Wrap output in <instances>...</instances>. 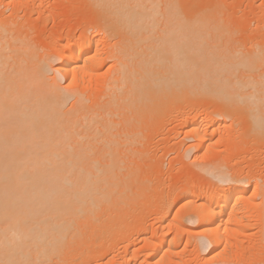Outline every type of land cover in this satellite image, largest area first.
I'll return each mask as SVG.
<instances>
[{
  "label": "bare ground",
  "instance_id": "1",
  "mask_svg": "<svg viewBox=\"0 0 264 264\" xmlns=\"http://www.w3.org/2000/svg\"><path fill=\"white\" fill-rule=\"evenodd\" d=\"M77 1L81 32L47 36L48 0H0V264H128L129 243L113 247L145 227L130 222L144 206L142 264L187 248L264 264V8L256 24L225 0ZM187 110L181 156L219 162L198 165L205 186L162 188L142 162ZM245 152L246 168L223 164Z\"/></svg>",
  "mask_w": 264,
  "mask_h": 264
},
{
  "label": "rangeland",
  "instance_id": "2",
  "mask_svg": "<svg viewBox=\"0 0 264 264\" xmlns=\"http://www.w3.org/2000/svg\"><path fill=\"white\" fill-rule=\"evenodd\" d=\"M59 1V2H58ZM64 1V2H63ZM75 1H77V0H75ZM74 0H72V1H68V0H55V1H53V0H48V5L45 7V9H47V7H48V9L44 12L43 11V13H45L46 15H49L48 17L46 16V18H45V16L43 15V13H42V16H40V15H38V18H41V19H39V20H37V18H36V20L37 21H39V24H42V28H43V35H51L52 33L53 34H55L56 33V31L58 32H60V29L62 30V28H63V26L65 27V29L63 28V30H62V33L64 34V30H65V33H66V31L67 30H69V28L70 27H72L71 29L73 30H71V32L70 33H73V32H75L74 34L76 35L77 33L79 34L80 32H81V28H82V24L83 23H81V22H84L85 20H83L82 18H84V17H89V14L87 13V12H84V11H82L83 12V14H78V13H76L77 12V9L75 8V7H79L78 6V1H77V3L78 4H75L74 2H75ZM206 0H203V3L205 2ZM226 1V4H228L227 6H229V7H236L234 10L235 11H238V16H237V18H239L240 16L242 17L243 16V19L245 18L246 20H248V21H250V22H253V23H256V22H254V21H257L258 19L260 20V15H258L259 13H260V10H261V8H264V0H249V2H248V0H234L236 3H237V5L235 4V5H230V3H231V1L232 0H225ZM49 2H51V3H49ZM56 2H58L59 3V5L56 3ZM61 2H63V3H61ZM228 2V3H227ZM247 2V3H246ZM69 3H70V5H69ZM60 4H62V5H60ZM72 4H74L73 6H72ZM52 5V6H51ZM76 5V6H75ZM80 5V4H79ZM244 5V6H243ZM54 6V7H53ZM60 6V7H59ZM67 6V7H66ZM70 6V7H69ZM50 7H52V8H50ZM72 7V8H71ZM246 7V8H245ZM50 8V9H49ZM54 8V9H53ZM58 8H59V10H58ZM66 8V9H65ZM256 8V9H255ZM51 10V11H50ZM75 10V11H74ZM258 10H259V12H258ZM57 12V14H56V12ZM51 12H52V14H51ZM68 13V14H67ZM240 13V14H239ZM34 14V15H33ZM77 14V15H76ZM32 15V17L34 18L36 15H37V13H32L31 14ZM64 15V16H63ZM56 16V17H55ZM58 16H60V17H58ZM82 16V18H80L81 20H83V21H81V20H79V17H81ZM254 16V17H253ZM256 16H257V18H256ZM259 16V17H258ZM37 17V16H36ZM73 17V18H72ZM251 17V18H250ZM48 18V19H47ZM50 18V19H49ZM46 19V20H45ZM241 19L242 18H240V21L239 22H241ZM242 19V23H243V21L245 20H243ZM252 19V20H251ZM256 19V20H255ZM254 20V21H253ZM248 21H246L245 22V24L246 25H248V29H251V30H253V27L257 24H251V23H249ZM41 22V23H40ZM72 22V23H71ZM70 23V24H69ZM249 23V24H248ZM38 23H37V25H39ZM45 24V25H44ZM84 24H85V22H84ZM83 24V25H84ZM250 25V26H249ZM254 25V26H253ZM47 26V27H46ZM62 26V27H61ZM79 26V27H78ZM252 26V27H251ZM61 27V28H60ZM75 27H76V30H75ZM251 27V28H250ZM45 28H47V31H46V29ZM58 28V29H57ZM246 28H247V26H246ZM52 29V30H51ZM56 29V30H55ZM67 29V30H66ZM247 29V30H248ZM45 30V31H44ZM53 30H55V31H53ZM48 31H49V34H48ZM250 31V30H249ZM255 31V30H254ZM254 31H253V33H254ZM46 32H47V34H46ZM251 32V31H250ZM249 32V33H250ZM256 32V31H255ZM258 32V31H257ZM256 32V33H257ZM262 31H260V33H261ZM61 33V32H60ZM61 33V34H62ZM259 33V34H260ZM264 33V32H263ZM262 33V34H263ZM52 34V35H53ZM57 34V33H56ZM77 34V35H78ZM246 34V31H245V33L243 34V35H245ZM258 34V33H257ZM258 34V35H259ZM250 35H252V36H254V34H252V32L250 33ZM249 35V37H251ZM245 36H248V31H247V34L245 35ZM255 36H256V34H255ZM261 36V35H260ZM249 37H247V38H249ZM257 37H259V36H257ZM106 64V63H105ZM104 64V65H105ZM107 65H108V63L106 64V67H104V68H107ZM104 68H102V69H104ZM200 107V106H199ZM196 108V109H195ZM194 109H192V111L194 112L195 111V113H196V111H197V113L196 114H199L200 112V110H197V109H200V108H198V107H195ZM189 110H187L186 111V113H184L183 115H180L181 117H182V119H181V117L180 118H177L178 120H174V121H172L168 126L169 127H172L173 126V128H174V131L172 130V133L169 135L171 138H166L164 141H162L158 146H154V143H150L149 144V146H151V144H152V151L150 150V157L148 156L147 158H144V162H142V164L144 165V168H146V169H150L151 167H153L154 165H155V167H156V165H160L161 166V170L162 171H164V169H165V171L163 172V173H161L162 171L161 170H159L160 172H158V173H156V174H154V175H150L151 176V179H153L154 181H157V183L159 182L160 183V186H162V184H165V186H162V188H166V186H167V184H169V183H176L177 181V183L178 184H175V185H178V186H181L182 184H184L185 183V181L184 180H186L187 182L189 181H192V182H196V183H198L200 186H205L206 185V183H207V179H206V177H207V175L203 172V171H201L199 168H197L198 167V165H202L203 164V166H204V164H205V162H209L210 161V164H211V166L212 165H214V163L215 162H219V160L218 159H216V156L215 157H205V160L202 162V163H200V161L198 162V161H195L196 160V158L193 160L192 158H193V156H194V153L193 152H191L190 153V155H188V156H186V157H182L181 156V154H180V151L182 150L181 148L183 147V142H182V140H181V138H182V134H180V132L182 131L183 132V130H184V126L182 125V123H183V120H185L184 118V115L186 116V118H188L190 115H191V113H192V115L194 114L193 112H191V110L188 112ZM191 112V113H190ZM199 112V113H198ZM190 115H189V114ZM187 115H189V116H187ZM191 115V116H192ZM184 117V118H183ZM180 122V123H179ZM176 123V124H175ZM178 126V127H177ZM181 132V133H182ZM215 137H217V136H215ZM218 139V138H217ZM166 141L168 142V143H166ZM171 141V142H170ZM215 141V140H214ZM162 145V146H161ZM160 146V147H159ZM178 146H179V148H178ZM155 148V149H154ZM221 148H223V147H221ZM157 150V151H156ZM166 150V151H165ZM246 151V150H245ZM151 152H154V153H151ZM179 152V153H178ZM182 152V151H181ZM157 153V154H156ZM166 153V154H165ZM153 154V155H152ZM172 154V155H171ZM245 154V155H244ZM247 154V155H246ZM249 155H251L250 153H248V152H245V153H243V154H241V155H239V157L238 156H234L233 157V155H232V158L230 157H228L229 158V160L226 158V160L224 161V160H222V161H224L223 162V164H225L227 167H228V169H232V167H233V169H238L237 167H241V168H246V166H248V165H251V164H249V163H252V157L250 156L249 157ZM155 156V157H154ZM154 157V158H153ZM164 157V158H163ZM218 157V156H217ZM245 157H248V158H245ZM243 158V159H242ZM251 158V159H250ZM165 159V160H164ZM167 159V160H166ZM216 161H215V160ZM233 159V160H232ZM241 160V161H239V160ZM245 159V160H244ZM160 160V161H159ZM238 160V161H237ZM163 161V162H162ZM212 161V162H211ZM227 161V162H226ZM235 163H234V162ZM249 161V162H248ZM194 162V163H193ZM214 162V163H213ZM236 162H237V164H236ZM248 162V163H247ZM260 163L259 164H257L258 165V167H255L256 168V171H254L255 173H258L259 175H262L264 172V160H260L259 161ZM146 163V164H145ZM165 163V164H164ZM200 163V164H199ZM227 163V164H226ZM230 163H232V164H230ZM245 163V164H244ZM154 164V165H153ZM164 164V165H163ZM196 164V165H195ZM216 164V163H215ZM235 166H234V165ZM246 165V166H244V165ZM150 165V166H149ZM206 165V164H205ZM224 165V166H225ZM230 165V166H229ZM232 165V166H231ZM147 166V167H146ZM149 166V167H148ZM164 166V167H163ZM174 166V167H173ZM193 166V167H192ZM207 166H208V163H207ZM226 166H225V168H226ZM263 166V167H262ZM191 167H192V169H191ZM200 167H202V166H200ZM262 167V168H261ZM160 168V167H159ZM261 168V169H260ZM172 169V170H171ZM260 169V170H259ZM169 170V171H168ZM191 170H193V171H191ZM200 170V171H199ZM260 172V173H259ZM158 174V175H157ZM194 174V175H193ZM206 176H204V175ZM159 175H161V176H159ZM192 175V176H191ZM197 175V176H196ZM264 175V174H263ZM262 175V176H263ZM199 176H200V178H202L201 180H200V178H199ZM153 177V178H152ZM155 177V178H154ZM164 177V178H163ZM193 177V178H192ZM157 178V180H155ZM205 178V179H204ZM161 179V180H160ZM189 179V180H188ZM198 179V180H197ZM152 180V181H153ZM159 180V181H158ZM161 181H164V182H161ZM165 181H167L166 183H165ZM182 182V183H181ZM188 182V183H189ZM171 183V184H172ZM173 183V184H174ZM181 183V184H180ZM161 188V187H160ZM162 188L161 189H159V191L162 193L163 191H165V189H163V191H161L162 190ZM251 191V190H250ZM250 191L246 194L247 196H249V193H250ZM159 193V192H158ZM160 193V194H161ZM166 193V192H165ZM177 197V196H176ZM176 202V201H175ZM174 202V203H175ZM178 202V203H177ZM175 204L176 205H174L173 206V204L171 205V208H172V211H176V210H178L177 208H178V206H180V204H181V202H183V200H178ZM158 203V202H157ZM180 203V204H179ZM178 205V206H177ZM177 206V207H176ZM144 207H147V206H144ZM144 207H142V210L140 209L139 210V212H141L140 214L138 213V212H135V213H133V217H132V219H130V222L132 223V224H137V223H139V222H141V221H143V226H145V227H142L141 228V230H140V232L141 231H143L144 229V233H145V231H146V233L148 234V232L150 233V231H151V226L152 227H154V224H152V222H150V221H152V219H151V217H149L148 216V214H147V212H148V210H149V208L148 209H146L145 211H144ZM174 209V210H173ZM143 213H145V214H143ZM180 213H182L183 214V212H181L180 211ZM146 215L148 216L147 217V219H146ZM138 217V218H137ZM142 217V218H141ZM144 218V219H143ZM141 219H143V220H141ZM129 222V223H130ZM134 222V223H133ZM251 222H254V220H251ZM150 229V230H149ZM255 229V227L252 229V228H249L248 229V233L246 234V235H243L242 237H244V238H242V237H240V240H242V242H244V243H242V245H244V247L246 246L245 244H247L248 246H250V245H253V243H251V242H254L255 241V239L257 238V237H253L252 238V236H256V233H255V231L256 230H254ZM137 232V231H136ZM130 233L129 235H127V236H125V238H122V240L117 244V247H116V245L113 247L114 248V250H113V252H117V251H122L123 250V245L125 246L126 245V243H129V249H128V251H127V253H125L123 256H124V261H127V263L128 264H131L133 261H134V256H136L137 258H136V260L133 262L134 264H138V263H140L139 261L141 260V258L143 257V254H142V249H143V244H142V242H140L141 240H140V232L138 233ZM247 232V231H246ZM251 232V233H250ZM255 233V234H254ZM253 234V235H252ZM137 237H136V236ZM249 235H251V236H249ZM138 236H139V238H138ZM128 237V238H127ZM129 237H130V239H129ZM136 237V238H135ZM242 238V239H241ZM249 239V240H248ZM251 239V240H250ZM245 240V241H244ZM248 241V242H247ZM136 242V243H135ZM246 242V243H245ZM250 242V243H249ZM142 244V245H141ZM131 245V246H130ZM181 246L183 245V244H180ZM179 245V246H180ZM180 246V247H181ZM248 246H246V247H248ZM131 247H135V249H137V254L134 252V251H130V249H132ZM137 247V248H136ZM144 248H145V246H144ZM138 250H139V252H138ZM144 250V249H143ZM247 250H248V248H247ZM141 251V252H140ZM208 251H209V249H208ZM206 252L205 251V253H202L201 255H199V254H195L191 249H189V248H187L186 249V252L184 253V254H182V256H178V255H176V256H174V259L172 260V262L170 263V264H203V261L205 260V258L206 259H208V260H210L211 258H213V257H211L210 258V256H211V253H209V252ZM256 251H258V250H256ZM131 252V253H130ZM249 252V250L246 252V254L244 253L239 259H241V258H243V259H241V260H239L240 262H241V264H247L249 261L248 260H250V257H251V255H252V257H251V261H252V259L254 260V261H252L254 264H258L259 262H260V260H263V258H260V256H258V255H261L260 254V251L257 253V252H255V251H253L252 253H251V251H250V253H248ZM131 255H130V254ZM134 253V254H133ZM204 254V255H203ZM247 254H249L248 256H247ZM132 255H134V256H132ZM180 255V254H179ZM130 256V257H129ZM142 256V257H141ZM178 256V257H177ZM196 256V257H195ZM156 257H159V255L157 254L156 256H154L153 257V259L152 260H150V264H158V261H159V263H161L160 262V260H159V258H156ZM182 257H183V259H182ZM200 257V258H199ZM254 257V258H253ZM260 258V260H258V258ZM262 257V256H261ZM134 258V259H133ZM190 258H191V260H190ZM203 258H204V260H203ZM255 258H257V260L255 259ZM156 259V260H155ZM201 259V260H200ZM246 259V260H245ZM197 260V261H196ZM208 260H205V261H208ZM157 261V263H154V262H156ZM204 261V262H205ZM130 262V263H129ZM152 262V263H151ZM201 262V263H200ZM243 262V263H242ZM257 262V263H256ZM94 263H96V262H91V263H89V264H94ZM125 263V262H124ZM260 263H262V261L260 262ZM259 263V264H260ZM123 264V263H122ZM140 264H142V263H140ZM143 264H149V263H143ZM162 264V263H161ZM165 264V263H164ZM248 264H252V263H248Z\"/></svg>",
  "mask_w": 264,
  "mask_h": 264
}]
</instances>
